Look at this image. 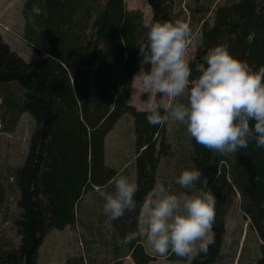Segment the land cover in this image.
<instances>
[{"label": "trees", "instance_id": "1", "mask_svg": "<svg viewBox=\"0 0 264 264\" xmlns=\"http://www.w3.org/2000/svg\"><path fill=\"white\" fill-rule=\"evenodd\" d=\"M170 1L148 0L153 15L151 23L145 25L143 13L129 10L125 0H26L22 38L37 56L30 61L12 51L0 33L3 129L12 131L23 113L34 121L24 162L6 179L0 176V204L6 196V184L12 181L20 209L14 220L20 242L15 245L0 238V264H38L45 236L81 221L77 210L86 194L95 193V187L114 189L109 181L121 173L106 164V137L125 114L132 117L136 135L137 209L112 220L114 239L120 244L113 250L111 264H122L125 256H131L135 264L154 260L143 238L139 243L125 244L124 237L140 228L139 205L157 183L155 135L162 133L165 125L149 124L147 112L137 111L128 100L140 68V48L147 51L150 26L176 19L168 6ZM34 4L43 13L36 17L39 32L29 20ZM223 43L234 56L257 69L264 66V0H224L215 9L213 23L204 25L202 44L189 61L192 78L199 75L196 65L203 62L208 50ZM190 144V168L202 173L196 185L203 191L211 189L217 201L213 243L206 254H195L190 264L218 261L227 210L237 195L243 215L250 220L249 229L259 240L256 264H264V148H257L253 141L236 153L221 155L194 138ZM164 153L162 145L160 154ZM167 259L189 260L172 253Z\"/></svg>", "mask_w": 264, "mask_h": 264}, {"label": "clouds", "instance_id": "2", "mask_svg": "<svg viewBox=\"0 0 264 264\" xmlns=\"http://www.w3.org/2000/svg\"><path fill=\"white\" fill-rule=\"evenodd\" d=\"M42 14L34 4L29 20L37 32L41 29L36 17ZM191 35L190 23L183 17L150 26L147 51L140 48V68L132 82L133 95L136 84L148 92L147 121L153 126L184 124L196 143L221 155L236 153L253 141L264 148V66L257 69L223 43L208 50L196 65L199 75L192 78L186 55ZM201 174L196 168L183 170L176 183L187 191L180 193L158 181L139 205L138 219L144 227L128 232L124 243H139L146 237L161 257L172 253L191 259L206 254L213 243L217 201L211 189L193 190ZM109 183L114 185L112 191L99 192L104 214L117 220L134 212L136 183L122 174Z\"/></svg>", "mask_w": 264, "mask_h": 264}, {"label": "rangeland", "instance_id": "3", "mask_svg": "<svg viewBox=\"0 0 264 264\" xmlns=\"http://www.w3.org/2000/svg\"><path fill=\"white\" fill-rule=\"evenodd\" d=\"M25 1L0 0V33L12 51L25 61H30L37 56L32 47L22 38L24 28L22 10ZM125 2L129 10H139L143 13L145 25L151 23L153 11L148 0H125ZM223 2L224 0H171L168 2L176 19L183 17L190 23L192 35L186 51L189 61L194 58L197 48L202 44L204 25L213 23L214 11ZM133 93L132 84L129 104L137 111H146L147 90L136 84L135 94ZM164 103L167 101L165 100ZM1 114L0 108V176L6 179L5 176L10 174L13 168L19 167L24 162L34 121L28 113H23L16 127L7 132L3 129ZM155 136L158 143L157 182L163 183L174 193L187 191L176 183L182 171L191 166L192 137L188 134L186 125L175 121L166 123L163 132ZM135 139L133 119L125 114L107 135L105 144L106 164L134 182ZM162 145L167 151L163 155L160 154ZM6 187V196L0 204V238L18 245L20 237L16 233L14 224L15 218L20 214L16 202L18 192L12 181L7 183ZM193 190L203 189L195 185ZM100 191L99 187H95V193L89 192L81 201L77 217L82 222L78 220L75 225L67 226L63 230H52L45 236L39 248L38 264H79L81 259L84 260V264H111L114 260L113 250L120 241L114 239L112 220L103 212ZM239 202L240 197L237 195L233 206H228L230 209L228 208L225 218V240L221 248V256L215 264H256V259L260 255L259 240L255 232L249 229L250 220L243 215ZM95 208L98 213L94 212ZM100 216H102L101 219H99ZM84 220L88 221V224L83 225ZM141 227L144 226L141 225ZM143 239L145 249L147 248L154 256L151 264H190L194 258L195 254L187 262L170 261L167 259L168 255L161 257L154 253L146 237ZM122 264L135 263L131 256H125L122 258Z\"/></svg>", "mask_w": 264, "mask_h": 264}, {"label": "crops", "instance_id": "4", "mask_svg": "<svg viewBox=\"0 0 264 264\" xmlns=\"http://www.w3.org/2000/svg\"><path fill=\"white\" fill-rule=\"evenodd\" d=\"M140 225V224H139ZM140 228H141V225H140ZM144 240V239H143ZM143 245H144V243H143ZM146 251L151 255V256H153L148 250H147V248H146ZM154 257V256H153ZM152 262V261H151ZM151 262L149 263V264H151ZM177 262V261H176Z\"/></svg>", "mask_w": 264, "mask_h": 264}]
</instances>
